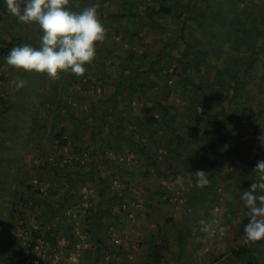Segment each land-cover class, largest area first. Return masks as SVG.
Masks as SVG:
<instances>
[{"label":"rangeland","instance_id":"obj_1","mask_svg":"<svg viewBox=\"0 0 264 264\" xmlns=\"http://www.w3.org/2000/svg\"><path fill=\"white\" fill-rule=\"evenodd\" d=\"M187 1L183 0L181 5L184 6ZM130 2L134 5L132 8L136 9L134 11H137L135 17L128 21L114 16L123 13V8ZM258 3L264 6V0H258ZM104 4L100 5V13L111 16V19L99 18L106 29L105 39L97 43L95 59L87 66L83 76L64 72L58 79L52 80L46 74L20 72L8 67L4 63L6 56L2 57L0 53V236L7 238V242L13 246H22L26 264H146V261L142 262V258H125V253L140 257L144 251H151L157 227H160L169 241H173L176 235L182 236L185 243L182 260L186 264H243L236 262L232 251L243 245V241L237 238V232L243 218L249 215L240 197L252 183L257 182L258 174L253 170L258 161L264 160V93L260 94L258 89L262 81L255 80L249 87L251 92L258 91L257 94H260L251 110L254 117L255 113L261 111L259 120L252 121L254 125L258 123L259 134H252L249 129H244L230 143L233 146L220 144L214 153L207 156V160L205 157V161L197 156L189 162L188 168L181 165L176 173L171 162L161 164L166 151L160 152L157 165L152 164L150 159L142 158L137 152H130L127 145H124L121 153L115 154L106 142H111L112 129L134 138L133 141L138 144L140 139L148 143L151 136L147 131H144V135L139 134L142 127L139 128L136 123V99L132 107H125L128 100L123 99L121 103L125 105H120L121 108L115 112L116 116L112 117L106 110L110 97L117 92L115 84L122 82L124 75L129 74L123 68L122 58L133 51L136 53L135 57L128 63L134 66L146 49L141 44H146L150 57H155L158 53L165 54L167 57L163 60L164 65L170 63L168 66L173 69L182 61L183 47L167 46L172 39L168 16L159 21L168 25L167 29L148 24L149 13L159 9V0H111ZM27 29L32 32L31 37H40L41 30H37L35 26ZM18 31L20 28L16 25V18L0 3V48H5V44L12 41L16 42ZM31 43V46L39 47V42ZM262 59L264 64V56ZM263 74L264 67H261L257 75ZM189 75L195 85L202 86V71L190 70ZM16 77L27 81L23 89L16 90L12 83ZM138 82L141 83V79ZM168 83L171 84L170 81ZM207 85L206 93L214 97L216 91L224 87L221 81H209ZM262 87L264 89V82ZM181 88L182 83L179 81L177 93L172 99L181 104L187 117L189 113L186 108H193V105L189 100L182 101ZM56 90L59 94L62 91L66 94L56 95ZM17 92L19 94L16 98ZM150 95L157 96V91L150 92ZM16 105L24 109L16 110ZM55 111L62 114H55ZM220 112L217 109L213 115ZM106 113L110 114L107 120L117 118V124H113L112 129L100 124L101 116ZM197 113L201 115V110ZM186 117L179 116L181 121ZM191 117L194 125L200 121L207 123L209 119L207 115L197 117L194 113ZM26 118H35L38 122L35 125L25 123L22 119ZM62 128H66L65 136L69 140L67 146L59 147L55 134ZM98 128H102V134H99ZM189 131L184 142L189 143L192 150H199L206 145L207 138L202 136L199 129L190 134ZM74 133L79 135V142L70 139ZM92 137L93 141L87 146L86 140L89 141ZM87 147V151L83 152L82 148ZM233 147H237L238 151L223 157L212 166L211 157L216 154L222 158L220 155L223 151ZM93 150L96 153L92 154ZM92 167L95 168L93 172ZM197 171L208 174L209 184L202 189L196 186L194 174ZM75 173L82 177L79 179L77 175L75 178ZM20 174L29 178L24 182L25 185L16 186V178ZM77 179L78 185L69 184V181L73 184ZM31 183L51 203L61 200L66 192L72 195L64 206L66 217L58 215L52 221V227H62L63 236L58 241L57 248L48 244L43 233L39 234L42 221L38 220L36 214L43 211V208H32V200L28 202L27 211L25 210L19 225L13 229L3 228L8 217L13 214L12 207L16 206L15 191L25 190ZM205 188L208 189L209 203L203 206L199 201ZM155 192H163L164 195H153ZM120 198L123 200V208L119 206ZM195 201L198 203L195 204ZM86 211H101L104 215L99 220L101 228L99 226L95 229V233L108 238L104 227L112 232L110 243H106L111 248L100 254L98 239L87 233L90 222L86 221ZM205 214L208 220L204 219ZM14 217L16 218L15 213ZM117 218L121 223L116 225ZM14 223L16 225V220ZM204 228L207 230H202ZM221 228L224 229L223 233ZM69 233L75 235L72 242L66 237ZM202 233L204 237L200 236ZM176 245L179 247L178 243ZM253 250L256 263L264 264V248ZM1 264L16 263L11 258Z\"/></svg>","mask_w":264,"mask_h":264},{"label":"trees","instance_id":"obj_2","mask_svg":"<svg viewBox=\"0 0 264 264\" xmlns=\"http://www.w3.org/2000/svg\"><path fill=\"white\" fill-rule=\"evenodd\" d=\"M110 1L100 0V2L104 3ZM182 1L159 0V9L149 13V18H147L149 25L167 29L168 25L161 24L159 21L168 16L169 19L167 21L170 22L172 39L167 43V46L173 48L183 47L182 61L171 69L168 66L170 63L164 65L163 60L167 57H165V54L158 53L155 57H150L147 45L141 44L146 49L143 50L140 58H137L134 66H130L128 61H132L136 53L131 51L122 58L123 68L129 74L124 75L122 82L115 84L117 92L110 97L109 106L106 109L113 117L116 116L115 112L121 108L120 105L124 104L121 103L123 99L128 100L127 105L124 104L125 107H132L136 99L138 111L136 123L137 126H140L139 128L142 127L139 134L144 135V131L150 133L151 136L147 141L148 143L140 139L138 144L133 141L134 138L129 137L125 133L114 131L112 125L117 124L115 122L117 118L114 117L112 120H107L110 114L102 115L100 123L112 129L110 131L111 142L108 140L106 142L108 148L114 150L115 154L121 153L124 145H127L130 152H137L142 158L150 159L153 161L152 164L157 165V161L160 160L158 159L160 152L166 151L161 164L171 162V166L176 169L174 171L176 173L179 172V166L181 165L188 168L189 162L197 156L201 157L203 161H205V157L207 160V156L214 153L220 144L229 147L233 146L230 143L234 141L237 135L242 134L244 129H249L252 134H259L257 130L259 129L258 123L254 125L252 121L254 119L256 121L259 120L261 111L255 113L254 117L251 110L254 102L259 100L257 97L264 93L262 87L264 74L257 75L258 69L264 67L262 59V56H264V6L259 4L258 0H188L184 6L181 5ZM104 3H100V5ZM134 10L136 9L128 10L123 8V13L114 16L119 19H128L129 21V19L136 16L135 12L137 11ZM102 18L110 20L111 16L102 13ZM107 25L106 23L105 26L107 27ZM5 45V48H0L2 57L7 56L12 48L17 47V41H12ZM190 70L202 71L204 81L201 87L194 84L193 79L189 75ZM139 79H141V83L138 82ZM255 80L262 81L258 85L260 94H257L258 91L254 93L249 90L250 85ZM169 81L171 84L168 83ZM179 81L182 83V88L180 89L182 101L189 100L193 105V108L189 106L186 108L189 117L184 115L181 104L172 99L177 93L176 87ZM209 81L214 83L221 81L224 85V87L216 91L215 97L205 91L209 86L207 85ZM155 90L157 91V96L151 97L150 92L152 93ZM217 109H220L221 112L213 115ZM199 110H201V115L197 113ZM192 113L196 114L197 117L207 115L209 119L207 123L200 121L194 125V119L191 117ZM179 116L186 117V119L181 121ZM196 129H199L202 136L207 138V143L201 149L194 151L189 143L184 142V139L187 137L186 134H188L189 130L190 134L191 131H196ZM97 130L100 131L99 134L103 133L101 131L102 128ZM65 131L66 128H62L58 134H55L59 147L67 146L69 138L65 136ZM94 137L89 141L86 140L87 142L85 141L87 146L93 141ZM70 139L80 141V137L76 133ZM82 149L85 152L88 147ZM236 151H238L237 147L225 150L220 155L222 158L217 157L215 154L211 157L212 166L220 159H223V157L233 155ZM94 153H96L95 150H93L92 154ZM223 165L224 163H222ZM91 170L93 172L95 168L92 167ZM66 174L71 176L68 172ZM77 175L79 179L82 177L79 173ZM77 175L75 173V178L78 177ZM58 176L61 177L60 175ZM28 178L20 174L16 178V186L24 184ZM69 184L78 185V179L73 184L69 181ZM15 194L16 206L12 207L11 213L13 214L8 217L3 228L5 230L6 228L13 229L19 225L21 217H24V212L28 208V202L32 200V208L37 206L38 208L40 206L43 208V211L40 210L41 212L36 214L38 220L42 221L41 228L38 231L39 234L43 233L45 240L49 242L48 244L53 248H57L58 241L63 236L62 227H52V221L58 215L66 217L64 206L68 203V198L72 197L71 193L66 192V195L61 200L51 203L48 197L44 196L31 183L25 190H16ZM155 194L160 197L164 195L163 192L153 193V195ZM206 195L208 196V191H206ZM119 201L121 202L119 206L124 207L122 198ZM2 210L5 209L2 208ZM86 213V221L90 222L88 223L87 233L96 239L95 229L99 228V226L101 228L99 220L104 215L101 211L99 213L86 211ZM249 219V215L243 218L241 227L237 232V238L243 241V245L233 250L232 256L237 263L257 264L253 249L260 250L264 248V241L253 244L243 239L244 228ZM15 220L16 225L14 223ZM48 226H50V229H47ZM104 230L108 233L107 237L112 236V232L109 231L108 227H104ZM159 236H162L163 240L153 245L146 264H162L165 258L164 254L170 248L169 240L165 235L160 233ZM66 237L72 242L75 235L69 233ZM178 238L180 251H183L182 236L179 235ZM6 239L0 236V264L4 260L11 258L15 260L16 264H26L25 252L22 246L19 244L13 246ZM5 243H7V247H5ZM98 245L99 254L103 250L111 248L104 243L103 239L98 240Z\"/></svg>","mask_w":264,"mask_h":264},{"label":"clouds","instance_id":"obj_3","mask_svg":"<svg viewBox=\"0 0 264 264\" xmlns=\"http://www.w3.org/2000/svg\"><path fill=\"white\" fill-rule=\"evenodd\" d=\"M7 12L19 22L35 24L43 35L39 47L23 44L14 47L4 63L17 71L46 74L56 80L64 72L83 76L96 56V45L105 39L106 29L99 19V5L93 4L80 12L68 10V0H0ZM16 90L23 89L27 81L17 77L12 81ZM257 182L243 191L241 200L248 209L249 222L243 239L248 243L264 241V160L253 170ZM196 186L209 184L208 174L197 171ZM202 230H207L206 228ZM223 233L224 229H220Z\"/></svg>","mask_w":264,"mask_h":264},{"label":"crops","instance_id":"obj_4","mask_svg":"<svg viewBox=\"0 0 264 264\" xmlns=\"http://www.w3.org/2000/svg\"><path fill=\"white\" fill-rule=\"evenodd\" d=\"M69 1H72V0H68V4H67V8H68V10H70V11H73V12H80V11H82L83 9H85V8H87V7H90V6H92L93 4H98L99 5V9H98V13H99V18L100 19H102V13H100V11L102 10V8L100 7V0H83V1H78V0H74L75 2L74 3H72V2H69ZM132 7H134V5H133V3L132 2H130V3H128V5H126V7H125V9H128V10H132L133 8ZM129 12V11H128ZM109 16V15H108ZM100 22H101V20H100ZM16 25H19V28H20V31H18V32H16V41H17V46H20V45H22V44H28V43H30V45H32V41L34 42V43H38V42H40V38H41V36L43 35V33L40 31V33H39V35H40V37L39 38H35V37H31V35H32V32L31 31H29L28 32V29H27V27L29 28V30H30V27H33V26H35L36 27V29L37 30H40L39 29V27L37 26V25H35V24H28V25H25V24H23V23H21V22H19L17 19H16ZM18 34V35H17ZM30 35V36H29ZM26 36V37H25ZM25 37V38H24ZM32 40V41H31ZM17 78V77H16ZM44 87V86H43ZM45 88V87H44ZM68 89V88H67ZM65 91H67V90H65ZM59 91L58 90H56V95H60V96H62V95H65L66 93L64 92L63 93V91L62 92H60V94L58 93ZM18 92L16 93V98H17V96H18ZM53 94H55V91L53 90ZM18 109H24V107H22V106H17L16 105V110H18ZM26 113V115L28 114V112H25ZM55 114H62V112H60L59 113V111H55ZM23 120V122H25V123H30V124H32V125H35L38 121L35 119V118H32V119H29V120H27V118L26 119H22ZM49 122V121H48ZM52 123H53V121H52ZM30 127V126H29ZM53 127V126H52ZM67 180V179H66ZM206 191H208L207 190V188H205L203 191H202V196H201V198H200V201H199V203H201L203 206H205L206 204L208 205V203L209 202H207V195H206ZM205 195V197H203ZM198 203V201H195V204H197ZM204 219H207L208 220V216H206V214H205V217H204ZM114 223V222H113ZM118 223H121L120 222V220L117 218L116 219V222H115V224L117 225ZM161 228L160 227H157V233L155 234V236H154V239H153V241H154V245L157 243V242H160V241H162L163 239H162V236H159V234L161 233V234H164V232H163V230H162V232H161V230H160ZM96 235V239H98L99 241H100V239L102 240H104V243L106 244V243H110V238L111 237H108V238H102L99 234H95ZM201 237H204V234L202 233L201 235H200ZM179 237V235H176V237H175V239H173V241L171 240V241H169V244H170V248H169V250L167 251V252H165V254H164V260H163V262H162V264H186L185 263V261L184 260H182V255L184 254V248H185V243H183V251H180V247H178L176 244L178 243V238ZM113 241V240H112ZM170 242H175L174 244H171ZM179 249H178V248ZM112 248H114V247H112ZM120 248V247H119ZM113 251L114 252H118L116 249L114 250L113 249ZM146 251H144L143 253H141L140 254V257L139 256H137V255H129V254H127V253H125V258H132V257H136V258H142L143 259V261L142 262H144L145 263V261L147 260V256L148 255H150L151 254V251H149L148 250V252H146ZM121 254V252H119L118 253V255H120ZM147 255L146 257L144 256V255ZM207 254V253H206ZM142 255H143V257H142ZM186 255V254H185ZM130 256V257H129ZM204 258V257H203ZM195 264H197V262H194ZM209 263H211V262H208V264Z\"/></svg>","mask_w":264,"mask_h":264},{"label":"built area","instance_id":"obj_5","mask_svg":"<svg viewBox=\"0 0 264 264\" xmlns=\"http://www.w3.org/2000/svg\"><path fill=\"white\" fill-rule=\"evenodd\" d=\"M35 264H37V262H35Z\"/></svg>","mask_w":264,"mask_h":264}]
</instances>
